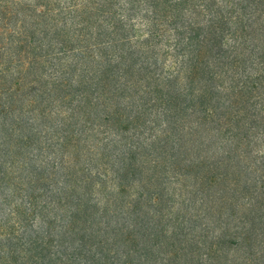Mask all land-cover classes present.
Instances as JSON below:
<instances>
[{"label":"trees","instance_id":"1","mask_svg":"<svg viewBox=\"0 0 264 264\" xmlns=\"http://www.w3.org/2000/svg\"><path fill=\"white\" fill-rule=\"evenodd\" d=\"M8 12L5 264H264V0Z\"/></svg>","mask_w":264,"mask_h":264},{"label":"rangeland","instance_id":"2","mask_svg":"<svg viewBox=\"0 0 264 264\" xmlns=\"http://www.w3.org/2000/svg\"><path fill=\"white\" fill-rule=\"evenodd\" d=\"M19 0H0V112L5 109V101L8 97L7 90L13 86L14 79L16 77V65L14 64L10 71H7L5 66L7 59L10 55L11 46H14L13 42L9 40L11 34L16 35L18 31V24L13 16L12 22L6 25L7 17H9V10L12 15H16V10L18 8ZM14 55V54H13ZM15 57V56H14ZM6 70V71H5ZM15 100L13 103V113L10 115L13 120L16 121L18 116V95L15 93ZM6 124V119L0 114V135H3V126ZM1 142V139H0ZM2 162V157L0 156V164ZM1 175V172H0ZM8 193V192H7ZM6 194L3 182L0 181V264H5L4 253L5 244L7 238V218L12 212V205L19 202V199L13 200L12 204L7 205L4 202V195ZM14 207V206H13ZM14 219H11L13 222Z\"/></svg>","mask_w":264,"mask_h":264}]
</instances>
